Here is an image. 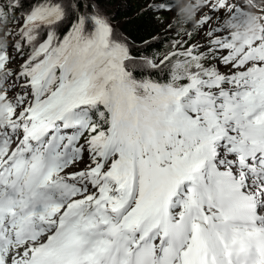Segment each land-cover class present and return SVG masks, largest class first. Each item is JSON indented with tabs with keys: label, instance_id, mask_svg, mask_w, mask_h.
I'll list each match as a JSON object with an SVG mask.
<instances>
[{
	"label": "snow or ice",
	"instance_id": "1",
	"mask_svg": "<svg viewBox=\"0 0 264 264\" xmlns=\"http://www.w3.org/2000/svg\"><path fill=\"white\" fill-rule=\"evenodd\" d=\"M111 5L0 0V264H264V35L206 0L142 53Z\"/></svg>",
	"mask_w": 264,
	"mask_h": 264
},
{
	"label": "rangeland",
	"instance_id": "2",
	"mask_svg": "<svg viewBox=\"0 0 264 264\" xmlns=\"http://www.w3.org/2000/svg\"><path fill=\"white\" fill-rule=\"evenodd\" d=\"M131 1H136L140 4L143 1L147 7L152 2V0ZM246 1L232 0L233 7L236 6L234 9L238 8L239 11H233L225 15L221 20L223 38H226L228 49L239 53L245 52L250 45L256 43L257 38L260 37L256 34L260 33V30L264 28V11L256 8V0H248L247 4H244L243 2L246 3ZM173 3L175 14L173 12L158 13L160 22L159 35L164 34L163 38H171L176 37V33L180 32L181 37H183L184 33L190 32L192 33L189 39L190 43L202 41L207 28L197 30L196 26L200 17L208 11L205 8L206 0H173ZM110 7L113 8L112 6ZM113 23L115 25L114 21ZM8 27H13V25L10 23ZM0 43H6V41L0 40ZM221 70H224L223 66H221Z\"/></svg>",
	"mask_w": 264,
	"mask_h": 264
},
{
	"label": "trees",
	"instance_id": "3",
	"mask_svg": "<svg viewBox=\"0 0 264 264\" xmlns=\"http://www.w3.org/2000/svg\"><path fill=\"white\" fill-rule=\"evenodd\" d=\"M118 2L121 5L118 9L116 5H111L115 10L113 11V15L116 16L115 26L127 36L130 43L135 45V50L161 55L167 52L169 38H163L164 34L159 35V14L149 10L143 1L142 4L131 0H118Z\"/></svg>",
	"mask_w": 264,
	"mask_h": 264
},
{
	"label": "bare ground",
	"instance_id": "4",
	"mask_svg": "<svg viewBox=\"0 0 264 264\" xmlns=\"http://www.w3.org/2000/svg\"><path fill=\"white\" fill-rule=\"evenodd\" d=\"M257 2H255L256 3V8L257 9H260V11H264V0H256ZM247 2H248V0L246 1V3L245 2H243L244 4H247ZM234 7H236V6H234ZM253 13H255V11H253ZM252 13V14H253ZM264 14V13H263ZM260 18V17H259ZM258 18V19H259ZM258 21V20H257ZM255 24H256V22H255ZM263 30H264V28H263ZM263 35H264V31H263Z\"/></svg>",
	"mask_w": 264,
	"mask_h": 264
},
{
	"label": "clouds",
	"instance_id": "5",
	"mask_svg": "<svg viewBox=\"0 0 264 264\" xmlns=\"http://www.w3.org/2000/svg\"><path fill=\"white\" fill-rule=\"evenodd\" d=\"M7 153V148H0V157Z\"/></svg>",
	"mask_w": 264,
	"mask_h": 264
}]
</instances>
